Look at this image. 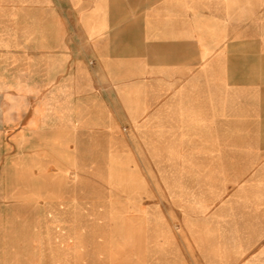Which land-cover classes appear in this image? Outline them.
Here are the masks:
<instances>
[{
	"label": "rangeland",
	"instance_id": "374dc122",
	"mask_svg": "<svg viewBox=\"0 0 264 264\" xmlns=\"http://www.w3.org/2000/svg\"><path fill=\"white\" fill-rule=\"evenodd\" d=\"M44 80L42 141L0 152V264H264L260 136L196 135L190 102L83 108L55 63Z\"/></svg>",
	"mask_w": 264,
	"mask_h": 264
},
{
	"label": "crops",
	"instance_id": "0c3cea01",
	"mask_svg": "<svg viewBox=\"0 0 264 264\" xmlns=\"http://www.w3.org/2000/svg\"><path fill=\"white\" fill-rule=\"evenodd\" d=\"M34 1L36 15L0 14L1 158L42 141L54 63L57 92L83 108L190 102L196 135L260 136L264 150V0ZM27 155L16 165L34 166Z\"/></svg>",
	"mask_w": 264,
	"mask_h": 264
}]
</instances>
